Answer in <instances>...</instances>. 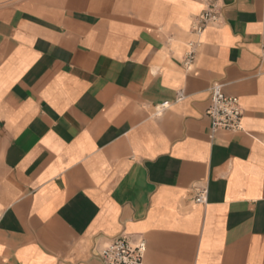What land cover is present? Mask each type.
<instances>
[{"label":"crops","instance_id":"1","mask_svg":"<svg viewBox=\"0 0 264 264\" xmlns=\"http://www.w3.org/2000/svg\"><path fill=\"white\" fill-rule=\"evenodd\" d=\"M215 82L237 132L211 134ZM120 234L145 264H264V0H0V264H101Z\"/></svg>","mask_w":264,"mask_h":264},{"label":"built area","instance_id":"2","mask_svg":"<svg viewBox=\"0 0 264 264\" xmlns=\"http://www.w3.org/2000/svg\"><path fill=\"white\" fill-rule=\"evenodd\" d=\"M221 20V6L215 3L209 4L201 13L196 15L191 23L190 32L199 38L206 27L210 24H216ZM200 42L192 40L187 43V51L183 57V66L189 70L194 64L196 50ZM221 83H212L208 89L209 105L206 110V116L210 120L211 134L216 131L224 130L237 132L241 130V119L243 109L237 97L227 96L223 92ZM185 99L183 91L176 93L174 103ZM172 105L165 101L158 107L157 112H161ZM207 201L206 187L195 189L193 202L197 205H204ZM146 244L142 239L133 240L130 236L120 234L106 243L97 251V257L101 264H145L144 256Z\"/></svg>","mask_w":264,"mask_h":264}]
</instances>
